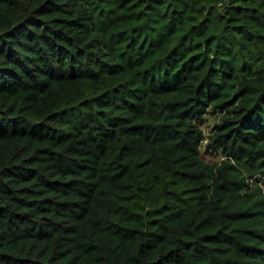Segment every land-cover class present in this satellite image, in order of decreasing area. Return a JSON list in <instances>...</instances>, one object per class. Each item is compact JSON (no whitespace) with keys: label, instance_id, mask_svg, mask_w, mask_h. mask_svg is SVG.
Returning <instances> with one entry per match:
<instances>
[{"label":"trees","instance_id":"1","mask_svg":"<svg viewBox=\"0 0 264 264\" xmlns=\"http://www.w3.org/2000/svg\"><path fill=\"white\" fill-rule=\"evenodd\" d=\"M260 178L264 0H0V264H264Z\"/></svg>","mask_w":264,"mask_h":264},{"label":"rangeland","instance_id":"2","mask_svg":"<svg viewBox=\"0 0 264 264\" xmlns=\"http://www.w3.org/2000/svg\"><path fill=\"white\" fill-rule=\"evenodd\" d=\"M217 113L212 112V110L208 111V113L205 116V119L203 121V123L201 124L205 134H209L212 131L214 122L217 120ZM202 157L209 162H216V161H220L222 158V156L216 152H212L209 149L206 148V143L203 145L202 148V152H201ZM257 184L259 185V187H261V193L264 195V178H260L257 179ZM251 182V181H250ZM251 188H255V185H252V183L250 184ZM255 191H257V188L254 189Z\"/></svg>","mask_w":264,"mask_h":264}]
</instances>
